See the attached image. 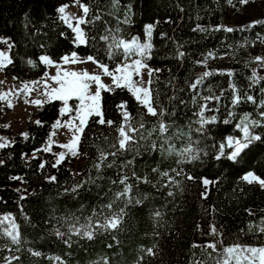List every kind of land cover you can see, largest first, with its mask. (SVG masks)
Segmentation results:
<instances>
[{
    "label": "trees",
    "instance_id": "1",
    "mask_svg": "<svg viewBox=\"0 0 264 264\" xmlns=\"http://www.w3.org/2000/svg\"><path fill=\"white\" fill-rule=\"evenodd\" d=\"M72 2L0 0V40L8 39L13 45L9 48L12 63L4 74L17 82H34L46 72L41 56L58 62L72 52L79 57L92 55L111 70L122 57L117 51L109 59L107 44L100 36L111 29L117 38L139 37L144 42L145 28L151 24L152 58L147 63L159 71L153 73L150 87L158 111L163 110L162 119L169 125V139L164 142L157 130L140 141L138 152L109 156L97 170L100 150L116 151L110 145L115 143L116 128L123 119L118 105L126 102L132 123L142 120L146 129L161 118L146 115L126 89L114 88L101 93L103 116L113 121L112 126L96 123L95 115L90 117L80 135L79 154L68 155L54 167L56 155L45 152V146L54 124L74 113L62 115L59 101L44 103L27 122V138L17 136L0 149V214L13 216L20 233V243L14 245L0 226V264H9L10 259L11 264H215L218 253L204 245L220 240L218 250L233 244L264 246V232L260 231L264 227V186L243 179L249 172L264 178V126L254 129L261 141L253 142L236 161L215 158L228 136L242 137L239 125L245 116L264 125L260 115L264 112V66L250 53L253 44L264 46V0H249L247 5L239 0H119L118 4L81 0L90 8L88 19L92 14L100 19L81 26L89 42L79 47L73 42L72 29L57 12ZM129 7L131 23H122ZM244 8L258 9L260 14L240 20L238 11ZM256 21L260 23L249 27ZM205 72L210 74L193 91L190 85ZM237 95L240 102L234 104ZM201 113L204 119L215 117L214 123L204 125L203 135L197 132ZM225 120L229 122L225 124ZM189 137L199 141L193 147L202 150L200 159L178 163L181 158L167 149L169 145L183 147ZM230 151L225 148L226 154ZM128 160L132 163L124 166ZM112 161L113 166L107 167ZM173 169L183 172L177 176ZM164 172L177 183L170 184ZM186 175L196 179L188 180ZM53 176L55 181L50 179ZM124 176L132 186L131 199L116 198L124 190L120 183ZM203 178L215 183L205 187ZM108 204H112L111 210ZM121 209L117 229L96 227ZM90 223L92 239L83 235ZM213 226L218 235L211 234ZM148 249L155 254L148 255Z\"/></svg>",
    "mask_w": 264,
    "mask_h": 264
},
{
    "label": "snow or ice",
    "instance_id": "2",
    "mask_svg": "<svg viewBox=\"0 0 264 264\" xmlns=\"http://www.w3.org/2000/svg\"><path fill=\"white\" fill-rule=\"evenodd\" d=\"M77 4H80L83 15L79 17L71 16L66 12V6H61L57 9V12L60 14L59 18L67 24V26L72 29L74 33V44L79 47L81 45L87 46L89 42V37L85 30L81 27L89 23H93L96 20L100 19L99 15L92 14V19L89 20L90 8L87 4L81 3V0H75ZM115 4L119 3V0H113ZM242 5H247L249 0H239ZM231 3V0H229ZM122 23H131V9L124 16ZM260 23V21L253 22V25ZM227 32H233L232 28H225ZM108 34L100 36V40L104 41L107 44V54L108 58L112 59L114 54L118 51L122 57L121 61L115 65L114 68L110 70L109 66L103 62L97 60L94 56L89 55L85 58L79 57L76 52H72L70 55H64L61 57L62 64L54 61L48 56H41L40 61L49 66H54L57 68L55 75L48 76L43 84V90L41 95L45 99H36L31 101L32 104L36 106H42L44 103L52 101H60L63 104V107L60 109L61 114H71V118L66 121L64 124H61L58 120L55 127H64L67 130L72 132V139L68 143L60 144L59 147L66 149L67 153L61 152L58 155L56 164L57 166L60 162L64 161L68 155L76 156L78 152V144L80 140V135L83 133L84 127L87 125V121L90 117L95 115L98 117L96 123L101 125L107 124L112 126L113 121H106L103 116L102 111V91H112L114 88H123L130 92L136 101L145 109L146 115L152 117H161L157 120V125L151 129H146L145 124L142 120H138L137 124H133V117L127 111L126 102L121 103L118 107L122 110V123L116 128L117 137L115 143L111 144L110 147L116 149V151L105 152L103 149L100 150L99 162L95 164L97 170L104 165L105 161H108L109 156L117 157L118 154H123L126 152H138L140 147V141L146 140L152 136L157 130L162 134L164 142L168 141L166 133L168 132L169 125L164 122L162 119L164 112L159 110L155 104L154 98L152 96V89L150 87L152 83V75L154 72L159 71L158 69H152L148 65L147 61L150 60L151 52L153 45L151 43L153 25L149 24L145 28L146 42H141L139 37H133L130 40H125L122 38H117L112 34L111 29H108ZM119 31V29H117ZM95 39V37H91ZM0 42L8 44L9 48L13 45L9 44L8 39H4ZM184 53L181 52L180 56H183ZM212 54L209 53V56ZM264 58L257 57V61H262ZM91 62L95 64L102 70L103 75L109 76L112 79L111 85H106L102 81V76L100 74L89 73L88 71L78 72L71 70V68L66 67L69 65H75L77 63H87ZM12 63L10 55L6 52L0 51V70H3L5 67ZM28 63L33 64V61L29 60ZM206 66V65H205ZM148 69V80L144 81L143 79V70ZM210 73L205 72L200 79H197L194 83L190 85L193 91L196 90L197 86L200 85L203 81V78L208 76ZM231 75V73H229ZM255 77V73L253 74ZM50 81V82H49ZM255 82V80H254ZM39 83L33 82V84ZM95 85L96 90L92 91L93 86ZM34 87H30L28 83L23 85L22 89L17 90V92H0V101H7V106L9 108L13 107L11 99L12 95H19V93H29L30 91H36ZM206 100L213 99L212 97H205ZM248 101L255 103V100L252 96H247ZM77 101L75 105H71L70 101ZM240 102V96L237 95L234 97L233 103L237 104ZM29 103V101H25ZM264 107V105H261ZM203 109L207 108V105L201 106ZM201 115L200 125L201 127L197 129L201 135H203L204 125L214 123L215 117H212L210 120L203 118V113ZM261 118L264 119V112H261ZM78 121V123H76ZM229 121L225 120L224 123L227 124ZM36 124L40 125L41 121L37 120ZM264 126L261 124L260 120H251L250 117L245 116L244 120L241 121L239 127L242 132V137H232L228 136L226 141L219 145V152L216 155V159L220 160L222 157L226 158L229 161H236L237 158L243 153L250 145L255 141H261V136L254 134V129L256 127ZM147 133V134H145ZM27 138V133L22 134ZM55 135V132L52 133ZM2 139V138H0ZM53 141L50 139L48 147L45 148V151H50ZM199 141H192L189 137V142L183 147L176 149L174 145H169L167 151L169 154L175 153L181 159L178 160V163H190L200 159L201 149L194 148V144H198ZM5 143H0V148H4ZM152 149H156L155 142L151 145ZM225 148L230 149V153H225ZM161 150L163 149V143L161 144ZM204 155H207L205 152ZM114 161L107 163V167H112ZM131 160L126 161L124 166L130 165ZM41 168L44 167V164L40 165ZM155 171V169H154ZM176 175L179 176L182 174L183 170L177 171ZM133 175H135L133 173ZM163 176L169 177V183L175 184L177 181L169 176L168 172L162 173ZM188 180H195L196 178L191 175H186ZM52 181H55V177H50ZM243 179L249 183L257 182L261 186H264V178H261L255 175L252 172L247 173ZM128 177H122L120 183L124 184V190L116 194V198L127 197L131 199L130 193L132 191V186L127 183ZM215 183L207 178L202 179V184L207 187L210 184ZM79 187V186H77ZM73 191L76 188L72 189ZM171 195V193H169ZM206 196L205 194H202ZM23 199V197H21ZM140 201L137 199L136 201ZM109 210L112 209V204L106 206ZM251 214V213H250ZM123 215V209L120 210V214H112L110 217L105 218L103 224L97 223L96 227L107 229H117ZM159 215V213H157ZM5 222L9 223V226L4 228V234H6L12 244L20 243V233L18 226L15 224L14 220L10 216H4L0 219V226L4 225ZM264 223V221H262ZM92 224L90 223L83 230V235L88 239L93 238ZM212 235H218L216 228L213 226L211 229ZM261 232H264V227L260 228ZM76 235H81L80 230H75ZM57 235L63 237V233H57ZM67 242V241H66ZM217 243L222 245V241L217 240L215 242L204 245L206 249H212L213 252L218 253L215 257V264H264V246L255 247L251 245H241L233 244L230 246H222L221 249H217ZM148 255H154L155 253L152 249L147 250ZM35 256H40V252H33ZM211 255V253H209ZM12 259H19L18 257H13ZM11 264V259L9 260ZM199 264V262H197Z\"/></svg>",
    "mask_w": 264,
    "mask_h": 264
},
{
    "label": "rangeland",
    "instance_id": "3",
    "mask_svg": "<svg viewBox=\"0 0 264 264\" xmlns=\"http://www.w3.org/2000/svg\"><path fill=\"white\" fill-rule=\"evenodd\" d=\"M63 6H66V12L67 14L71 16L79 17L83 15L80 4H77L75 0H73V2L70 3L69 5H63ZM238 14L240 15V20H246V19H249L250 17L258 16L260 14V11L258 9L253 10L250 8H244L242 10H239ZM146 40H147V37H146ZM146 40L144 42H146ZM0 51L6 52L9 54L8 44L0 42ZM250 53L253 56V59L255 61H257V57L264 58V46H261L260 44L255 43L251 47ZM82 58H85V57H82ZM58 63L62 64L61 59L60 61H58ZM258 63L264 66V60L259 61ZM45 67H46L45 74L43 75L42 78L37 80L39 83H35V84H33V82L28 83L30 87H34L35 89H37L36 91H30L29 93H19V95L10 96L9 99H11V102L13 104V107L11 108L7 106V101H0V138H2L0 139V143H5L6 146H8L14 141V139L17 136L24 137L22 134L27 133V130H26L27 122L33 117L37 109L41 107V106L38 107L32 104L31 101L36 100V99H42V100L45 99L41 95V91L43 90L44 81L48 76L55 75L57 71V68L54 66L45 65ZM66 67H69L71 68V70H75L78 72L88 71L89 73L100 74L102 76L103 83H105L106 85L112 84L111 77L103 75L102 70L91 62L77 63L75 65H69ZM143 79L144 81L148 80V69L143 70ZM37 81H34V82H37ZM25 83L27 82H17L14 78L6 76L4 74V69L0 70V92H8L11 90L12 92L15 93L17 92V90L22 89ZM95 90L96 88L94 85L92 88V91H95ZM26 100L29 101V103H25ZM69 103L71 104V101ZM62 107H63V104H62ZM63 115H66V114H63ZM70 118L71 117H69L67 120H60V123L64 124ZM76 123H78V121ZM55 125L56 123L54 124L50 137H49V140L51 139L53 141L51 150L45 151V152H53L55 153V155L61 152L67 153V150L59 147V145L65 144L71 141L72 132L67 130L64 127H55ZM53 132H55V135H52ZM49 140L45 148L48 147ZM55 147L57 148L56 150L54 149ZM56 159H58V155H56ZM24 189H25L24 186H21V188L19 187V190L22 192L24 191ZM6 215L10 216L14 220L13 216L9 214H0V219H2ZM8 226H9V223L5 222L4 225H2V231L4 228ZM14 245H18V244H14ZM11 257L12 255L10 254L8 256V259H10Z\"/></svg>",
    "mask_w": 264,
    "mask_h": 264
}]
</instances>
